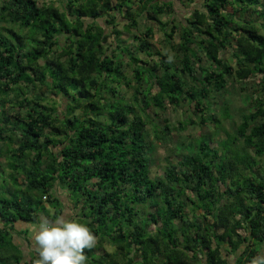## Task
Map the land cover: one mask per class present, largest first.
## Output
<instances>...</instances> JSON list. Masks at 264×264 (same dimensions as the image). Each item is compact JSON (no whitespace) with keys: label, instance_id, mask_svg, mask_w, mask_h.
<instances>
[{"label":"trees","instance_id":"16d2710c","mask_svg":"<svg viewBox=\"0 0 264 264\" xmlns=\"http://www.w3.org/2000/svg\"><path fill=\"white\" fill-rule=\"evenodd\" d=\"M230 80L250 96L234 134L195 143L155 178L152 110L184 102L215 122L203 114ZM1 107L19 110L0 119V264H35L18 226L63 216V190L96 238L85 264L264 257V0H0Z\"/></svg>","mask_w":264,"mask_h":264},{"label":"rangeland","instance_id":"374dc122","mask_svg":"<svg viewBox=\"0 0 264 264\" xmlns=\"http://www.w3.org/2000/svg\"><path fill=\"white\" fill-rule=\"evenodd\" d=\"M184 9L183 6L180 7V10ZM228 11H232L229 9ZM180 18H183L182 16L184 13L178 14ZM241 15V14H240ZM240 15L237 14V19L240 18ZM254 17H250L249 15L246 16V20H251ZM163 21L168 20L162 19ZM123 41H128V39L131 40L130 35L126 34L123 35L121 38ZM176 44L179 42V37H175ZM154 44L159 48L162 49L164 52L168 50V47L165 43V38L163 34L161 33V30H159L158 27H156V37L154 39ZM230 52L226 54H222L224 60L229 62L230 64L234 65L233 60L231 59ZM125 63H128L129 59L125 58L123 59ZM202 66L203 68L209 67V63L204 58L202 59L201 63L195 64V68L199 71V76H201L202 72L199 69V67ZM130 72V70L128 71ZM133 85V84H132ZM246 85L239 83L234 80H230L227 89L224 91L223 94L217 97L216 100L212 99V102L214 103V108L212 112L204 113L203 116L205 119L212 117V114L216 115L217 119L216 121L207 120L205 122V125H202L200 122V114L198 112H195L192 106H189L188 103L182 104L180 107H173L168 106L167 110L164 112L155 111L152 110V116L151 120L148 123V133H149V140L151 144L153 145V149L150 152V156L152 159V171L153 176L155 178H161L163 174V170L166 167V164L169 161L175 162L178 155H185V154H193L192 149L193 145L200 142H206L207 144H213V146H220V142L227 139L229 133L234 134L233 129L237 126L236 124L240 123V116L243 112H247L249 110V104H250V96L247 93H243L242 90L245 88ZM121 91L125 94L127 100H130V98L134 95V88L132 87L129 89L126 86H122ZM40 92H44L43 88H40ZM13 100V97H12ZM223 109L230 110V115H228V119H226L225 114L220 112ZM14 112H18V108H0V119L4 114L9 115ZM58 110H62L61 105H58ZM189 118H192V121L195 122V125H188L184 124L182 127H184L183 130L181 128L177 127L179 123L189 122ZM168 124V126L171 128L170 133H164L163 130ZM217 125V126H216ZM220 125V126H219ZM219 126V127H218ZM227 130V131H226ZM157 138H161V140H158ZM211 141V142H210ZM222 148H220V151ZM220 156V155H218ZM221 157V156H220ZM7 160L5 158L0 159V166H2V169L0 171L3 173V171L7 172L6 168ZM66 193L63 190L61 192L62 196V203L64 205V214L63 216L71 218L72 213L69 211L68 207L65 208L66 202H68L70 199L65 196ZM181 224L177 225L180 227ZM35 228V226L30 227L27 225H21L18 226V230H30V238L32 236V230ZM32 239V238H31ZM17 241L23 242V237L21 239H17ZM31 248L27 247L26 245H23V248L25 251L28 249L35 250V246L33 243V240H31ZM29 251V250H28ZM97 256L103 254L102 252L97 251ZM39 259V258H38ZM34 260L35 264L36 261Z\"/></svg>","mask_w":264,"mask_h":264},{"label":"clouds","instance_id":"9594fccd","mask_svg":"<svg viewBox=\"0 0 264 264\" xmlns=\"http://www.w3.org/2000/svg\"><path fill=\"white\" fill-rule=\"evenodd\" d=\"M31 238L39 257L36 264H85V252L96 244L86 224L65 216L41 217ZM251 264H264V257L253 258Z\"/></svg>","mask_w":264,"mask_h":264}]
</instances>
